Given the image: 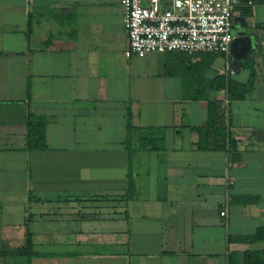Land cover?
<instances>
[{
  "label": "crops",
  "instance_id": "crops-1",
  "mask_svg": "<svg viewBox=\"0 0 264 264\" xmlns=\"http://www.w3.org/2000/svg\"><path fill=\"white\" fill-rule=\"evenodd\" d=\"M243 1L234 71L229 54L126 56L120 0H0V252L28 218L34 252L0 264L262 263L264 2ZM212 103L234 152L197 147Z\"/></svg>",
  "mask_w": 264,
  "mask_h": 264
},
{
  "label": "built area",
  "instance_id": "built-area-1",
  "mask_svg": "<svg viewBox=\"0 0 264 264\" xmlns=\"http://www.w3.org/2000/svg\"><path fill=\"white\" fill-rule=\"evenodd\" d=\"M249 5L251 2H247ZM126 56L183 52L228 55L243 0H120ZM232 69L231 62L226 65ZM224 207L220 215L227 216Z\"/></svg>",
  "mask_w": 264,
  "mask_h": 264
},
{
  "label": "trees",
  "instance_id": "trees-1",
  "mask_svg": "<svg viewBox=\"0 0 264 264\" xmlns=\"http://www.w3.org/2000/svg\"><path fill=\"white\" fill-rule=\"evenodd\" d=\"M264 2V0H262ZM243 6V5H242ZM252 79L248 80L246 84H235L233 82H228L226 85L227 97L229 100L233 99H243L246 97L247 93L250 91L252 85ZM224 87V85L222 86ZM129 113L127 114V130L128 134H131L132 130H135V127L131 125L129 120ZM196 132L198 134V143L197 147L200 150H229L234 152L236 150V140L233 139L231 131L227 124L224 122L221 116V109L218 104L212 103L208 105L207 108V122L206 126L202 128H197ZM43 129L37 126L35 120L29 118L28 120V143L39 144L42 141ZM145 140L141 141L143 145ZM132 188L131 182L128 185V193H130ZM11 254L14 256H27L31 257L34 255L33 252V243H32V232L30 230L29 218L26 222V231L24 243L12 250H9L7 246H3L0 252V256L5 254ZM253 254H247L245 264H251L253 261ZM264 255H262L263 257ZM264 258H262L263 264ZM229 264H236L235 258L231 257ZM253 264V263H252Z\"/></svg>",
  "mask_w": 264,
  "mask_h": 264
},
{
  "label": "water",
  "instance_id": "water-1",
  "mask_svg": "<svg viewBox=\"0 0 264 264\" xmlns=\"http://www.w3.org/2000/svg\"><path fill=\"white\" fill-rule=\"evenodd\" d=\"M234 34L235 36L229 50V61L234 71H237L241 66V60L247 56L252 44L251 38L245 28L234 29Z\"/></svg>",
  "mask_w": 264,
  "mask_h": 264
}]
</instances>
